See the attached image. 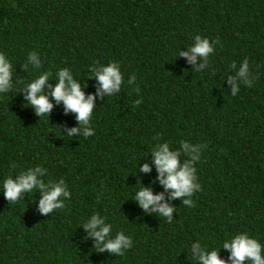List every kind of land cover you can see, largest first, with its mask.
Listing matches in <instances>:
<instances>
[{"label": "trees", "instance_id": "1", "mask_svg": "<svg viewBox=\"0 0 264 264\" xmlns=\"http://www.w3.org/2000/svg\"><path fill=\"white\" fill-rule=\"evenodd\" d=\"M196 34L219 41L203 72L177 56ZM33 51L39 69L24 67ZM0 52L14 81L0 95V181L41 165L46 182L62 178L72 193L62 209L41 215L39 193L11 203L0 192V264H202L189 253L194 240L211 249L247 231L264 241V0H0ZM245 58L253 86L232 96L230 65ZM95 61L118 62L125 81L112 97H96L95 135L59 131L78 124L63 102L41 118L26 106L24 86L44 71L55 84L63 67L95 93L98 80L88 77ZM132 74L136 83L128 85ZM158 140L206 145L194 206L172 199L154 163L139 171ZM141 181L175 206L172 223L132 198ZM95 212L113 235L133 238L123 256L84 240L81 223Z\"/></svg>", "mask_w": 264, "mask_h": 264}, {"label": "clouds", "instance_id": "2", "mask_svg": "<svg viewBox=\"0 0 264 264\" xmlns=\"http://www.w3.org/2000/svg\"><path fill=\"white\" fill-rule=\"evenodd\" d=\"M218 40H212L207 36L196 34L193 43L186 46L187 50L179 49L177 56L186 57L190 64L194 65L195 72H203L208 68V59L215 52ZM199 60V63H197ZM31 66L39 69L41 58L37 52L28 54L25 68ZM235 70L231 76V95L235 96L240 91V86L252 87L254 78L250 71L249 60L245 58L237 66L236 62L230 65ZM89 76L98 80V87L95 93H86L81 79L77 78L72 70L63 67L55 73V84H49L52 73L50 71L40 72V74L24 86L22 91H26L24 97L26 106H31L36 115L41 118L50 117L55 105L63 102L65 113H74L78 122L77 126L71 127L67 132L59 131L68 137L82 136L88 138L95 135L96 129L92 126L91 118L96 105V97H103L107 94L112 97L117 94L125 83L121 66L116 61L101 64L98 61L89 65ZM136 83L135 74L129 76L128 85ZM14 85L13 65L9 57L0 52V95L9 92ZM50 88V92H45V88ZM139 91V89H136ZM21 92V91H20ZM142 97L133 101V105L142 103ZM204 144H193L188 140H181L179 147L174 148L170 141L158 140L152 146L150 153L152 162H145L139 167V171L150 172L152 164L158 172L159 183L166 190H171L172 199L184 197L182 203L185 206H194L193 194L201 190L198 180L197 162L201 159ZM146 155V156H147ZM188 157L181 160V157ZM15 167V165H13ZM47 169L41 165L28 167L16 175H7L0 181V192L11 203L24 199V194L31 195L33 192L39 193L37 210L41 215L52 213L56 209H62L65 201L71 198V191L64 179L46 182L43 177ZM138 205L145 212L155 213L161 218L172 223L174 219L175 206L165 199V193H156L152 185L145 186L141 181V186L135 191L133 197ZM36 199L33 200L35 203ZM86 236L84 240L94 239L97 251H108L116 256H123L125 252L133 246V238L126 234L124 230L115 232L113 235V224L108 222L105 215L99 212L93 213L82 222ZM229 252L228 257L220 256V249ZM189 253L194 261L202 264H264V241L250 235L247 231L236 234H229L221 245L209 249L200 240H194L189 248Z\"/></svg>", "mask_w": 264, "mask_h": 264}]
</instances>
